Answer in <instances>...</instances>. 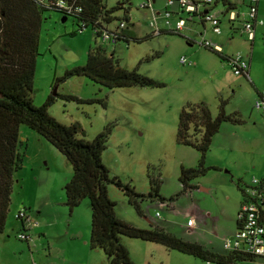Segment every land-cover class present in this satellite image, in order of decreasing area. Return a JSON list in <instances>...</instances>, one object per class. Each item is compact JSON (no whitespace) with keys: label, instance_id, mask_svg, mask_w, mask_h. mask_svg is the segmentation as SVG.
Segmentation results:
<instances>
[{"label":"rangeland","instance_id":"374dc122","mask_svg":"<svg viewBox=\"0 0 264 264\" xmlns=\"http://www.w3.org/2000/svg\"><path fill=\"white\" fill-rule=\"evenodd\" d=\"M105 1L108 7L119 3L123 9L128 8L126 28L141 40L101 43L90 26L72 33L76 29L73 17L56 10L44 11L32 103L41 105L52 89L61 95H73L78 101L56 98L47 112L62 124L77 123L80 136L87 140L109 128L101 154L103 164L111 177L145 195L137 200L141 210L138 214L127 196L108 183L107 194L115 203L118 218L138 228L157 225L182 240L224 253L222 239L235 230L240 197L234 183L236 174L242 173L244 180L264 172V110L253 107L256 91L264 90V34L256 35L252 44L238 33L226 42L231 54L238 52L251 58L255 70L249 71L247 79L234 75L225 59L199 45L202 38L214 42L207 23L203 30L197 20H184L178 33L151 35V15L137 6L141 0ZM235 1L238 10L245 9L242 0ZM150 5L157 12L158 27L172 29L177 15L167 18L169 26L163 12H173L175 5L164 0L150 1ZM122 11L117 10L115 17L121 20ZM260 15L264 26V0ZM181 17L186 19L184 14ZM118 21L115 19L107 28L113 29ZM235 23L240 27V22ZM221 25L225 33V19ZM96 44H102L107 53L113 52L120 67L136 68L164 86L108 89L85 76H71L53 88V79L82 65L87 49ZM180 57L192 64H180ZM219 101L224 103L226 113L237 114L242 122L221 123L204 158V165L213 167L191 180L195 188L182 190L178 181L180 166H194L198 152L176 143L177 114L188 104L202 102L214 116ZM19 139L21 166L13 173L8 211L0 232V264H108L100 249L89 246L87 199L72 208L64 204L63 185L71 175L64 156L27 126L21 125ZM149 178L157 180L162 201L146 196ZM22 208L37 222L26 231V240L17 237L23 232L16 218ZM188 217L198 228L187 235L183 226ZM120 241L133 264H216L155 242L127 236H120Z\"/></svg>","mask_w":264,"mask_h":264},{"label":"trees","instance_id":"16d2710c","mask_svg":"<svg viewBox=\"0 0 264 264\" xmlns=\"http://www.w3.org/2000/svg\"><path fill=\"white\" fill-rule=\"evenodd\" d=\"M144 1L146 0L140 2ZM217 1L223 6L232 5L229 0ZM146 7L147 4L140 8ZM119 9L123 10L121 20L114 15ZM46 10H56L61 15L73 17L76 29L72 33L90 26L101 43L107 41L102 39L103 31L110 33L108 40L113 43L141 40L134 37L126 28L128 8L123 9V5L119 3L108 7L105 0H0V232L4 228L8 211L13 173L21 166V155L18 151L19 129L24 125L48 141L70 165L71 175L63 185L64 204L72 208L81 200L87 199L90 209L89 246L100 249L106 256L108 264H133L127 249L120 241V236L159 243L168 249H175L216 264L240 261L252 263L256 259L253 254L235 250L216 253L204 249L198 243L182 240L157 225L150 224L149 228H138L114 214L115 203L108 197L106 190L108 183L114 184L127 196V201L138 214H141V210L137 200L145 195L135 192L128 184L111 177L103 164L101 154L105 149L109 128L105 127L92 139L87 140L80 136L81 130L77 123L62 124L47 112V107L56 98L78 101L73 95H61L52 89L41 105L35 106L32 103V82L38 56L40 25L42 13ZM115 19H119L117 25L113 29H108L107 25ZM120 22L124 27L118 29ZM161 33L178 32L159 29L156 34L154 32L150 34ZM147 36L150 35L144 37ZM210 51L228 62L229 56H223L215 50ZM71 76H85L108 89L164 86L161 81L140 74L136 68L128 70L120 67L113 57V52L107 53L102 44L87 49L82 65L67 69L60 77L54 78L53 88L57 82ZM223 122L242 121L237 114L226 113L222 101H219L214 116H211L208 107L202 102L188 104L179 110L175 141L198 152L194 166H180L178 181L182 190L195 188L191 180L213 167L204 165V158L212 136ZM234 183L240 191L241 201L243 188L248 184H243L239 178ZM158 189L157 180L149 178L146 196L162 201ZM20 227V230L25 229L21 223Z\"/></svg>","mask_w":264,"mask_h":264},{"label":"built area","instance_id":"2783aa9c","mask_svg":"<svg viewBox=\"0 0 264 264\" xmlns=\"http://www.w3.org/2000/svg\"><path fill=\"white\" fill-rule=\"evenodd\" d=\"M151 0H146L143 3L140 2L139 7H144L149 10L151 19L148 25L156 34L160 27L156 22V14L154 9L150 5ZM166 4L175 5L173 12L164 10L165 23L169 24L168 17L172 14H176L178 17L174 21L172 29L166 28L171 31L179 32L184 26V20L195 21L197 20L201 25L208 24L212 33L220 34L221 20L227 22V25L232 27L235 22H240V27L237 25V33L243 37L246 41L251 42L254 35V26L261 25L263 22L257 16V1L258 0H243L242 5L244 10H238L236 6H223L216 0H164ZM61 6V2L58 3ZM181 14L186 16V19L181 17ZM118 29L124 27L122 22L119 23ZM108 31H103L102 39L108 40ZM113 43V42H112ZM204 48L209 50L218 51L220 48L214 44L211 40L204 38L199 42ZM180 64L191 65L192 63L184 57H180ZM228 65L234 75H243L247 77V59L242 57L238 52L229 55ZM253 107L255 109L264 110V90L257 93V99L254 101ZM242 200L240 201L237 213V229L230 236L222 241V247L224 250H235L241 253L253 254L256 259L252 262L240 261L230 262L227 264H264V179L251 177L247 186L243 188ZM158 216V214H155ZM16 218L24 226L23 232H19L17 237L19 239L26 240L28 234L26 231L37 224L29 214H27L24 208L19 209L16 214ZM191 218L186 220V225H192ZM261 261H260V260Z\"/></svg>","mask_w":264,"mask_h":264},{"label":"crops","instance_id":"0c3cea01","mask_svg":"<svg viewBox=\"0 0 264 264\" xmlns=\"http://www.w3.org/2000/svg\"><path fill=\"white\" fill-rule=\"evenodd\" d=\"M153 1V0H152ZM151 1V2H152ZM230 2H231V4H233L234 6H236V4H238L235 0H229ZM243 1V0H242ZM260 3H261V0H258L257 1V16L262 20V18L260 17L261 15H260ZM222 21V20H221ZM262 22H263V20H262ZM225 24H226V27H227V30H225V28H224V31H225V33H223V28H222V25H221V23H220V34H218V35H216V34H214V33H212V32H210V30H209V32L211 33V35L213 36V40H214V44H216L219 48H220V50H219V52L221 53V55H223V56H229V55H231V53L228 51V44H226V42H229L231 39H232V37L234 36V35H236V33H237V24H234L232 27H230V26H228L227 25V22L225 21ZM201 25V24H200ZM202 26V28H203V30L205 29V26H206V24H203V25H201ZM210 29V28H209ZM262 34H264V26H263V23L261 24V25H255L254 26V35H253V39H252V41L251 42H253L254 41V39H255V36L256 35H262ZM238 36H240L239 34H238ZM241 37V36H240ZM248 42V41H247ZM251 42H249V44H252ZM250 47H251V45H250ZM225 48V49H224ZM246 56V58H247V62H248V67H247V71H246V73H247V77L246 76H244L245 78H249V71H253V73H254V70H255V67H253L252 68V66H251V58H249L247 55H245ZM228 64V63H227ZM259 91L257 90L256 91V93H258ZM234 173V172H233ZM235 174V173H234ZM241 174L242 173H237L236 174V177L237 178H239V179H242L241 178ZM251 177H253V176H251ZM251 177H249V178H247V179H242V181H243V184H248L249 183V179L251 178ZM255 177L256 178H259V179H264V172H262V173H260V174H258V175H255ZM200 189H202V188H200ZM239 200H238V203H237V205H236V211L238 210V207H239V204H240V197L238 198ZM207 216V214H205V215H202V216H200L201 218H200V220L199 221H203V218L204 217H206ZM188 218H191V217H188ZM235 221H236V216H234V225H235ZM184 228V233H186L187 235L188 234H191V233H193L194 231H196V229L198 228L197 227V225H195L194 223H192V225H190V226H187V225H185V226H183ZM235 231V230H234ZM234 233V232H233ZM233 233H227V235H225L226 237L225 238H227V237H230ZM225 238H223L222 239V241L225 239ZM223 248V247H222Z\"/></svg>","mask_w":264,"mask_h":264}]
</instances>
